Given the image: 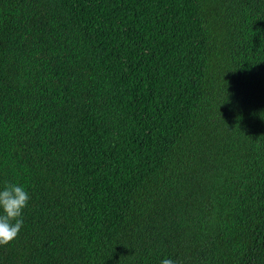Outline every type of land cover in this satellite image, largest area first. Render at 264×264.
Returning a JSON list of instances; mask_svg holds the SVG:
<instances>
[{
    "label": "trees",
    "instance_id": "trees-1",
    "mask_svg": "<svg viewBox=\"0 0 264 264\" xmlns=\"http://www.w3.org/2000/svg\"><path fill=\"white\" fill-rule=\"evenodd\" d=\"M0 264H264V0H0Z\"/></svg>",
    "mask_w": 264,
    "mask_h": 264
},
{
    "label": "clouds",
    "instance_id": "clouds-1",
    "mask_svg": "<svg viewBox=\"0 0 264 264\" xmlns=\"http://www.w3.org/2000/svg\"><path fill=\"white\" fill-rule=\"evenodd\" d=\"M30 196L28 191L16 183H6L0 189V246L13 241L23 227V210L27 207ZM161 264H176L175 261L164 258Z\"/></svg>",
    "mask_w": 264,
    "mask_h": 264
}]
</instances>
